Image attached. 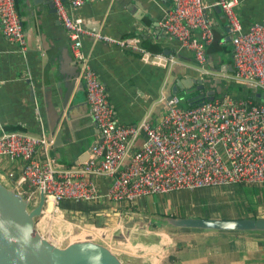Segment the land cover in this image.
<instances>
[{
    "label": "built area",
    "instance_id": "2783aa9c",
    "mask_svg": "<svg viewBox=\"0 0 264 264\" xmlns=\"http://www.w3.org/2000/svg\"><path fill=\"white\" fill-rule=\"evenodd\" d=\"M50 2L70 42L99 139L85 161L66 166L51 155L52 143L45 132L7 131L0 121V157L21 160L17 184L27 182L44 194L36 226L45 238L62 246L70 237V223L61 206L66 199L134 203L151 193L264 183L262 100L222 92L212 100L184 108L174 95L168 98V112L156 125L147 117L134 124L121 123L106 86L80 49L83 37L139 53L147 63L166 65L176 63L175 58L145 50L136 36L116 38L85 28L82 18L75 14L85 0ZM238 4L239 0H172V8L165 11L159 26L177 39L181 48L193 53L196 70L202 76L213 75L264 93V23L244 26ZM212 7H218L227 22L232 73L223 69L213 74L206 68V46L214 40L207 15ZM0 24L4 35L25 51L26 38L14 0H0ZM6 176L12 181L15 173L9 170ZM97 177L109 180L104 192L95 182ZM29 198L37 203V195L30 193Z\"/></svg>",
    "mask_w": 264,
    "mask_h": 264
},
{
    "label": "crops",
    "instance_id": "0c3cea01",
    "mask_svg": "<svg viewBox=\"0 0 264 264\" xmlns=\"http://www.w3.org/2000/svg\"><path fill=\"white\" fill-rule=\"evenodd\" d=\"M14 1L26 38V50L20 51L17 44L4 35L0 24V121L7 131L33 134L43 131L50 139L48 98L58 109L61 98L57 84L79 68L66 31L49 2ZM204 2L211 3L212 0ZM170 8L172 0H85L75 11L87 29L116 38L136 36L145 50L173 56L176 60V63L166 65L147 63L139 53L83 37L80 49L106 86L115 117L121 123L134 124L145 117L155 125L159 123L168 112V98L176 95L172 93L174 81L198 69L193 53L181 48L179 41L170 38L159 26L165 11ZM238 13L244 26L256 21L264 23V0H239ZM207 15L214 32V40L206 46V68L211 73L212 68L223 70L221 67L230 65L232 58L230 34L222 11L212 7L207 10ZM194 74L198 76V73ZM81 83L78 74L70 98L77 105L76 119L58 136L57 144V131L50 139L51 155L66 166L76 165L85 159L87 146L99 139V132L89 116L84 88L78 89ZM86 113V118L81 120L80 117ZM1 160L0 169L13 170L15 177L11 181L7 179V172L1 170L0 175L11 186L19 188V192L30 194L34 189L23 190L22 183L17 184L22 161L9 156H1ZM95 182L102 192L109 184L104 177H97ZM210 192L211 188L204 187L166 194L151 193L134 203L64 201L62 209L70 223L68 230L71 234L67 241L75 235L98 237L95 226H106L109 230L128 226L134 219H142L156 230L154 234H161L160 246L153 247L166 244L163 233L168 234L172 241L159 263L157 256L160 251L157 252L156 263L153 264H264V232L183 229L163 224L162 216L223 218L225 213L222 210L217 212L211 208ZM207 207L211 208L209 215L201 216L198 212L207 210ZM84 229L87 230L84 235H78Z\"/></svg>",
    "mask_w": 264,
    "mask_h": 264
},
{
    "label": "water",
    "instance_id": "95a60500",
    "mask_svg": "<svg viewBox=\"0 0 264 264\" xmlns=\"http://www.w3.org/2000/svg\"><path fill=\"white\" fill-rule=\"evenodd\" d=\"M50 8L55 12V8L50 0ZM213 1V0H212ZM220 11L218 7H216ZM57 17V15H56ZM76 66V65H75ZM227 72L232 73V65L221 67ZM195 70V71H194ZM184 78H179L172 84V93L177 94L181 91L186 94L195 93L188 100L193 105L204 100H212L216 95L228 90L233 85L240 87L242 96H253L257 101L264 98V93L258 92L249 86H240L232 81H224L219 77L208 76L203 78L201 73L194 69ZM218 69H211V73H218ZM194 73H198V76ZM57 84V92L61 98L58 109H55L50 98H48L47 109L49 112L51 136L57 131L58 136L66 130L72 120L78 114L75 100L71 98L75 86V78L78 71L69 74ZM211 82V83H210ZM84 88L83 83L78 85V89ZM251 89V91H248ZM87 105V104H86ZM82 115L80 118L85 119ZM89 116L91 117L90 113ZM96 126V125H95ZM97 129V127H96ZM98 131V129H97ZM87 146L86 158L95 143ZM5 177L0 175V264H145L140 260L150 247L140 243H134L135 252L141 256H129L138 260L123 259L122 255L114 252L105 242L97 241L90 235L83 237L73 236L68 243L57 246L45 238L36 226V220L40 217L44 206V194L39 192L36 204L29 197L24 196L13 186H8L3 181ZM163 224L183 229L216 230L228 232L258 231L264 232V217L257 218H204V217H172L162 216ZM137 237L129 227L116 228L110 238L112 241L127 243L132 238ZM132 244V243H131ZM153 249V247H152ZM153 264V263H150Z\"/></svg>",
    "mask_w": 264,
    "mask_h": 264
},
{
    "label": "rangeland",
    "instance_id": "374dc122",
    "mask_svg": "<svg viewBox=\"0 0 264 264\" xmlns=\"http://www.w3.org/2000/svg\"><path fill=\"white\" fill-rule=\"evenodd\" d=\"M228 88H229L228 90L224 91L227 94H239L240 93V87L238 86L234 87L233 85H231ZM178 94H179V97L181 98V103L185 104L187 98L184 97L181 93H178ZM262 101L264 102V98H262ZM3 182L7 184L8 186H10L8 180L5 179ZM216 187L215 188L211 187L212 192L208 194L212 200V207H211L212 209L217 210V212H220L222 210L225 213V217L234 218V219L241 218L242 216H246L247 213L243 211L245 210L247 211V209L248 210L257 209V215L264 217V212H263L264 211V186L262 187L263 189H259L258 194H255V192L252 191L251 189L244 188L236 183L230 184V185L216 186ZM196 198H197V195L194 198V200H196ZM83 203L92 204V202H83ZM99 204H102V203H99ZM211 208L207 207V210L201 209V211L198 213L201 216H206L207 214L209 215V209L211 210ZM143 223H147L148 226L146 227L145 224ZM124 226L129 227V229H131L134 233L137 234V237L132 238V241H131L132 244L130 242L121 243L117 241H112L110 238L112 232L116 228L124 227ZM105 227L106 226L103 227L102 225L95 226L94 230L99 238L96 235H94L93 238H95L97 241L105 242L114 252L122 255L123 259L125 258V259H130V260H138V258L129 257V256H135V257L141 256L135 252V248L133 244L136 242L141 243V247H142V246H145L146 243H148L150 247L145 248V251L146 249H149V250H147L142 255L145 257L141 258L140 260H143L142 262H144L145 264L156 263L155 258H156V255L158 254L157 252L160 251V254L157 256V260H158L157 263H159L160 260L163 258V255H165V253L168 252L169 246L172 244L170 236L167 234L169 236L168 238L166 233H163L164 237L167 239L165 241L166 244L165 245L162 244L161 247L159 248L153 247L154 245L160 246L159 240L161 238V234L160 233L154 234L156 230L152 229L149 222H144V220L142 219H139V220L134 219L129 222L128 226L126 225L117 226L109 230ZM86 231H87L86 229L80 230L78 232L79 233L78 235H84ZM68 241H65L63 245L68 243Z\"/></svg>",
    "mask_w": 264,
    "mask_h": 264
},
{
    "label": "trees",
    "instance_id": "16d2710c",
    "mask_svg": "<svg viewBox=\"0 0 264 264\" xmlns=\"http://www.w3.org/2000/svg\"><path fill=\"white\" fill-rule=\"evenodd\" d=\"M211 83V82H210ZM248 91H250V90H248ZM179 93H181L184 97H186L187 99H186V103L185 104H182L181 106L182 107H190V106H192L191 104H190V101L191 100H188L189 99V97L190 96H192V94H193V92H191V94H186L185 92H183V91H181V92H179ZM178 94V93H177ZM176 94V95H177ZM178 96V95H177ZM181 99V98H180ZM2 164V160L0 161V165ZM1 170V169H0ZM1 171H4V172H7V171H5L4 169H2ZM236 184H238V185H240V186H242V187H244V188H249V189H251L252 191H254L255 192V194H258L259 193V189H263L262 187L264 186V184H260V185H251V184H243V183H236ZM21 187H22V189L23 190H27V191H30V187L28 186V184L27 183H22V185H21ZM258 187V188H257ZM209 188H211V187H209ZM241 190V189H240ZM260 198V197H259ZM243 212H245V213H247V215L246 216H242V218H257V217H259L258 215H257V209H254V210H248L247 209V211L245 210V211H243ZM259 212V211H258ZM264 212V211H263ZM224 213V212H223ZM224 217L223 218H228V217H225V215H223Z\"/></svg>",
    "mask_w": 264,
    "mask_h": 264
},
{
    "label": "bare ground",
    "instance_id": "6f19581e",
    "mask_svg": "<svg viewBox=\"0 0 264 264\" xmlns=\"http://www.w3.org/2000/svg\"><path fill=\"white\" fill-rule=\"evenodd\" d=\"M9 179V178H8ZM10 180V179H9ZM22 183H27V182H22ZM28 184V183H27ZM264 184V183H263ZM30 186V185H29ZM31 187V186H30ZM207 187H211V186H207ZM15 188H16V190L17 191H19V188H17L16 186H15ZM200 188H204V187H200ZM31 189H34L36 192H34V190L31 192V193H33V195H37V201H38V196H39V192H38V190L36 189V187H31ZM197 189H199V188H197ZM21 193V192H20ZM21 194H23L24 196H26V197H29V194H27V192L25 193H21ZM67 200H70V199H66V200H64V201H67ZM63 201V202H64ZM72 201H74V200H72ZM44 202H45V199H44ZM63 202H62V204H63ZM61 204V206H63ZM157 236V235H156ZM159 243H160V240H159ZM140 245H141V243H140Z\"/></svg>",
    "mask_w": 264,
    "mask_h": 264
},
{
    "label": "clouds",
    "instance_id": "9594fccd",
    "mask_svg": "<svg viewBox=\"0 0 264 264\" xmlns=\"http://www.w3.org/2000/svg\"><path fill=\"white\" fill-rule=\"evenodd\" d=\"M203 102V101H202ZM198 103H200V102H198ZM198 103H195V104H193L192 106H194V105H197ZM234 184V183H233ZM244 184V183H243ZM213 187H216V186H213Z\"/></svg>",
    "mask_w": 264,
    "mask_h": 264
},
{
    "label": "flooded vegetation",
    "instance_id": "af4514ba",
    "mask_svg": "<svg viewBox=\"0 0 264 264\" xmlns=\"http://www.w3.org/2000/svg\"><path fill=\"white\" fill-rule=\"evenodd\" d=\"M196 93V92H195ZM195 93H193L192 95H194Z\"/></svg>",
    "mask_w": 264,
    "mask_h": 264
}]
</instances>
